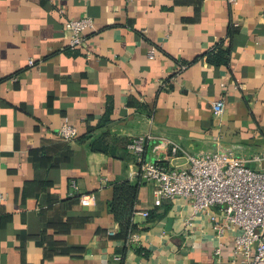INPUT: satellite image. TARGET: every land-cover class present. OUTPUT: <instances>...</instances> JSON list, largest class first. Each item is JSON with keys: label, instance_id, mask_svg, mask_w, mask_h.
I'll return each instance as SVG.
<instances>
[{"label": "crops", "instance_id": "0c3cea01", "mask_svg": "<svg viewBox=\"0 0 264 264\" xmlns=\"http://www.w3.org/2000/svg\"><path fill=\"white\" fill-rule=\"evenodd\" d=\"M85 17L89 48L71 49L65 23ZM143 134L149 161L186 167L176 144L264 172V0H0V264L236 263L221 206L154 205L128 150ZM123 182L140 185L130 245L109 211Z\"/></svg>", "mask_w": 264, "mask_h": 264}, {"label": "built area", "instance_id": "2783aa9c", "mask_svg": "<svg viewBox=\"0 0 264 264\" xmlns=\"http://www.w3.org/2000/svg\"><path fill=\"white\" fill-rule=\"evenodd\" d=\"M228 1L236 5L239 0ZM94 26V20L88 17L67 20L65 30L72 34L69 47L89 48L86 33ZM154 57L155 50H152L149 58ZM33 64L31 61L30 65ZM225 107L224 100L216 101L212 105L214 115L221 116ZM59 135L65 141H74L78 130L65 123ZM150 137L143 134L133 138L128 150L135 156L142 180L154 187V205L161 206L165 201L183 197L192 200L194 214L221 206L226 222L240 229L234 249L239 259L232 264H264V172L249 168L231 151L195 156L176 144L172 145V158L183 159L186 167H173L162 160L149 161L145 154ZM72 187L76 191L79 189L75 183ZM4 201V195L0 194V206ZM80 203L88 206L90 197L81 196ZM143 215L149 214L144 212ZM109 234L114 236L115 231ZM136 240L137 235H132L128 244Z\"/></svg>", "mask_w": 264, "mask_h": 264}, {"label": "trees", "instance_id": "16d2710c", "mask_svg": "<svg viewBox=\"0 0 264 264\" xmlns=\"http://www.w3.org/2000/svg\"><path fill=\"white\" fill-rule=\"evenodd\" d=\"M232 36V32L230 33ZM230 59V50L224 48V43L216 45L215 49L208 55V60L214 65H227ZM107 124L103 121L101 128ZM140 185L123 182L114 186L112 200L109 203V211L113 214L115 221L120 227V236L126 241L137 230L133 224L136 212Z\"/></svg>", "mask_w": 264, "mask_h": 264}]
</instances>
